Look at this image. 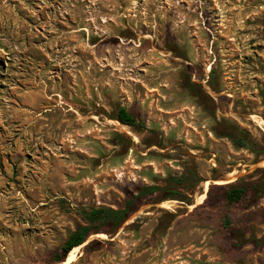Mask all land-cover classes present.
<instances>
[{
	"label": "rangeland",
	"instance_id": "374dc122",
	"mask_svg": "<svg viewBox=\"0 0 264 264\" xmlns=\"http://www.w3.org/2000/svg\"><path fill=\"white\" fill-rule=\"evenodd\" d=\"M236 129L264 148V0H0V264L64 263L84 208L144 186L166 190L65 261L264 264V154Z\"/></svg>",
	"mask_w": 264,
	"mask_h": 264
},
{
	"label": "trees",
	"instance_id": "16d2710c",
	"mask_svg": "<svg viewBox=\"0 0 264 264\" xmlns=\"http://www.w3.org/2000/svg\"><path fill=\"white\" fill-rule=\"evenodd\" d=\"M185 87L195 96H199L195 84L188 80ZM116 120L121 124L132 127L136 130L146 129L144 122L139 121L134 115L130 114L125 108H120L116 114ZM221 137L230 139L235 146L246 148L258 155L264 154V148H261L256 141H252L247 132L235 131L221 133ZM182 182L184 179H175ZM164 187L144 186L139 188L137 194H131L125 202V207L122 209H114L109 207L89 206L82 210L81 216L86 222L85 226L79 227L63 245L61 251L56 254L59 261L64 262L68 254L83 247L92 234L105 233L113 235L127 222L131 214L136 211L137 205L142 202L146 196L165 191ZM247 190L245 187L233 184L227 187L225 192V200L229 205L238 203L245 196ZM170 199L169 196L164 197L162 201ZM99 244L98 240L92 241L86 249H93Z\"/></svg>",
	"mask_w": 264,
	"mask_h": 264
},
{
	"label": "bare ground",
	"instance_id": "6f19581e",
	"mask_svg": "<svg viewBox=\"0 0 264 264\" xmlns=\"http://www.w3.org/2000/svg\"><path fill=\"white\" fill-rule=\"evenodd\" d=\"M72 261V256H70L67 261H64L62 264H69Z\"/></svg>",
	"mask_w": 264,
	"mask_h": 264
}]
</instances>
